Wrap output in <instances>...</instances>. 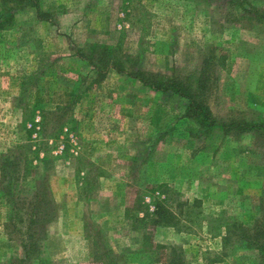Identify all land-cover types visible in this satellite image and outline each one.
<instances>
[{"label": "rangeland", "instance_id": "rangeland-1", "mask_svg": "<svg viewBox=\"0 0 264 264\" xmlns=\"http://www.w3.org/2000/svg\"><path fill=\"white\" fill-rule=\"evenodd\" d=\"M263 14L264 0L16 11L0 30V264H164L171 249L184 264H259L221 236L263 213L264 139L200 135L184 99L99 63L92 46L163 79L204 76L217 119L251 121L264 118ZM159 200L177 226L153 225Z\"/></svg>", "mask_w": 264, "mask_h": 264}, {"label": "trees", "instance_id": "trees-1", "mask_svg": "<svg viewBox=\"0 0 264 264\" xmlns=\"http://www.w3.org/2000/svg\"><path fill=\"white\" fill-rule=\"evenodd\" d=\"M1 2L4 16H0V30L6 29L8 26L7 24H11L12 21H14V13L16 11L22 10L23 8L25 9L33 4V0H1ZM37 6L38 5L34 7ZM39 14L41 16L40 18L44 21H48L51 18V14L49 13H42L39 11ZM262 16L264 18V14ZM92 47H94L93 52L98 49L96 51L97 57L93 58H97L99 63L108 64L114 67L118 72L132 70L131 73H129L130 76L140 81L144 86L161 93H173L184 99L187 102L186 115L198 125V133L200 135L209 138L215 133H220L224 137L230 135L239 136L244 134H254L257 137L264 139L263 117H257V119L251 121L233 119L229 122H224L220 121L213 115L207 97V92L209 91L207 86L208 81L204 76L196 82L197 85H194L191 78L163 79L150 73L147 74L140 69H126V63L129 61H125L122 58L117 59V53L108 45L94 44ZM99 52H101L100 55H98ZM94 55L95 52L93 53V56ZM81 56L84 60L92 62L91 59L93 58L87 59V57H84L83 55ZM116 60L118 61V65ZM45 117H43L44 120ZM44 196L45 192L42 197ZM199 203L198 200H195L193 206L198 205ZM185 206H187V204ZM43 207L44 204L42 205V208ZM36 208L39 207L37 206ZM42 213H44V211H42ZM149 216L152 217L151 221L155 227H175L178 225L177 216L166 208L165 201L159 200V202L155 204V211ZM232 235L239 237L237 246H240V248L257 251L259 253V264H264V210L261 216L256 218L251 226H245L243 224H240L239 226L236 224H233V226L228 225L226 227V235L221 236L225 248L231 245L230 242ZM239 243H242V245ZM164 264H184V262L181 255H177L176 249H171V254L167 257V261Z\"/></svg>", "mask_w": 264, "mask_h": 264}]
</instances>
